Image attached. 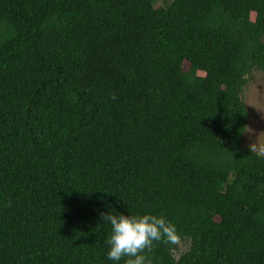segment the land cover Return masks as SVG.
I'll use <instances>...</instances> for the list:
<instances>
[{
    "label": "trees",
    "instance_id": "1",
    "mask_svg": "<svg viewBox=\"0 0 264 264\" xmlns=\"http://www.w3.org/2000/svg\"><path fill=\"white\" fill-rule=\"evenodd\" d=\"M158 1L0 0V264H114L112 211L190 242L152 264H264V0Z\"/></svg>",
    "mask_w": 264,
    "mask_h": 264
},
{
    "label": "clouds",
    "instance_id": "2",
    "mask_svg": "<svg viewBox=\"0 0 264 264\" xmlns=\"http://www.w3.org/2000/svg\"><path fill=\"white\" fill-rule=\"evenodd\" d=\"M111 233L104 241L108 245L107 259L114 264H152L149 253L158 243L178 245L181 236L174 223L163 215H124L101 213Z\"/></svg>",
    "mask_w": 264,
    "mask_h": 264
},
{
    "label": "rangeland",
    "instance_id": "3",
    "mask_svg": "<svg viewBox=\"0 0 264 264\" xmlns=\"http://www.w3.org/2000/svg\"><path fill=\"white\" fill-rule=\"evenodd\" d=\"M164 5L162 0L156 4L157 7ZM247 79L242 99L249 114V122L243 135V144L264 155V72L255 70L247 76ZM189 248V241H180L175 252L176 258H179Z\"/></svg>",
    "mask_w": 264,
    "mask_h": 264
}]
</instances>
